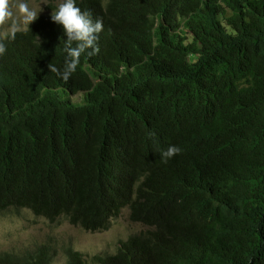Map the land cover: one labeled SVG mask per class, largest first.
<instances>
[{"label": "trees", "instance_id": "1", "mask_svg": "<svg viewBox=\"0 0 264 264\" xmlns=\"http://www.w3.org/2000/svg\"><path fill=\"white\" fill-rule=\"evenodd\" d=\"M49 1L0 55V212L105 231V0H75L103 30L68 83ZM123 209L147 228L106 264H264V0H106V230Z\"/></svg>", "mask_w": 264, "mask_h": 264}, {"label": "rangeland", "instance_id": "2", "mask_svg": "<svg viewBox=\"0 0 264 264\" xmlns=\"http://www.w3.org/2000/svg\"><path fill=\"white\" fill-rule=\"evenodd\" d=\"M26 2L33 8L40 5L42 11L38 15L46 13V6L50 3L49 0ZM53 2L56 6L61 3ZM15 3L16 0H13V4ZM3 30L0 28V32ZM79 99V95L71 96L74 102H79ZM146 228L131 222L128 210L123 209L120 216L106 230V255H112L119 242L146 231ZM39 246H46L50 250L51 264H65L66 249L80 253L86 264H94L91 259L93 256H105V231L87 232L63 221L50 223L46 218L35 216L27 209L0 212V255L9 253L22 257L33 253Z\"/></svg>", "mask_w": 264, "mask_h": 264}, {"label": "clouds", "instance_id": "3", "mask_svg": "<svg viewBox=\"0 0 264 264\" xmlns=\"http://www.w3.org/2000/svg\"><path fill=\"white\" fill-rule=\"evenodd\" d=\"M41 11L40 5L38 8L30 7L26 0H16L15 4H13V0H0V28L4 29L3 32H0V55L6 52L5 41H14L18 33L30 30L29 25L37 20L38 13ZM51 20L62 26L67 37L64 40L63 48L66 56L63 70L50 63L47 67L64 83H68L76 71L83 53L87 52L89 58L99 54L97 42L99 33L103 30V21L99 18L93 21L92 13L90 11L82 12L76 6L75 0H63L58 6V10L54 14L52 13ZM89 49L90 51H88ZM76 95H80V93ZM180 152L181 149L178 146H169L161 154L163 162H167L168 159Z\"/></svg>", "mask_w": 264, "mask_h": 264}, {"label": "bare ground", "instance_id": "4", "mask_svg": "<svg viewBox=\"0 0 264 264\" xmlns=\"http://www.w3.org/2000/svg\"><path fill=\"white\" fill-rule=\"evenodd\" d=\"M81 96H82V95H81ZM79 97H80V96H79ZM73 99H74V98H73ZM76 99H78V98H76ZM76 99H74V100H76ZM74 100H72V102H74ZM78 101H79V100H78ZM82 101H83V100H82ZM82 101H81V102H82ZM79 104H81V103H79Z\"/></svg>", "mask_w": 264, "mask_h": 264}]
</instances>
